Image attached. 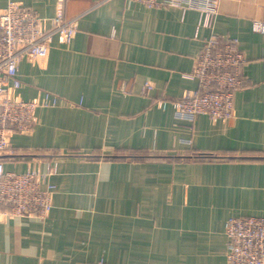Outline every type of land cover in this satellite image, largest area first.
Listing matches in <instances>:
<instances>
[{"label":"crops","instance_id":"crops-1","mask_svg":"<svg viewBox=\"0 0 264 264\" xmlns=\"http://www.w3.org/2000/svg\"><path fill=\"white\" fill-rule=\"evenodd\" d=\"M178 1L17 0L47 19L61 4L77 32L19 64L15 95L56 103L9 132L2 158L18 173L55 166L56 193L46 218L0 214V264H225L228 220L264 217V161L240 160L264 155V0H218L210 25L206 0ZM212 35L247 60L235 116L180 121L173 102L198 90L188 75Z\"/></svg>","mask_w":264,"mask_h":264},{"label":"built area","instance_id":"built-area-1","mask_svg":"<svg viewBox=\"0 0 264 264\" xmlns=\"http://www.w3.org/2000/svg\"><path fill=\"white\" fill-rule=\"evenodd\" d=\"M149 8L179 5L178 0H127ZM218 0H206L201 9L203 25L217 13ZM254 31L264 33V22L256 21ZM77 32L74 20H66L63 6L52 18H42L23 8L17 0H8L0 12V205H11L0 214L46 218L53 208L56 185L51 177L55 166L33 168L23 173L7 171L2 158L9 147V132L30 133L37 124V110L55 104L50 96L44 101H26L15 95L21 87L19 64L24 58H45L55 36L70 43ZM247 62L237 41L212 35L204 40L194 71L188 75L199 82L198 90L173 102L176 117L193 123L199 115L212 121L230 120L236 113L235 95L244 84L243 66ZM152 90L154 87L147 83ZM162 103L164 101H161ZM166 105V101L163 103ZM227 258L225 264H264V217H231L226 224ZM82 264V263H81ZM98 264H109L105 260Z\"/></svg>","mask_w":264,"mask_h":264},{"label":"trees","instance_id":"trees-1","mask_svg":"<svg viewBox=\"0 0 264 264\" xmlns=\"http://www.w3.org/2000/svg\"><path fill=\"white\" fill-rule=\"evenodd\" d=\"M229 155L228 156H224L222 155V157H219L217 156V154H211V155H202L203 157L202 158H206V157H209V158H217V159H220V158H228V160H236L237 159V155H236V152H230L228 153ZM125 157H122V156H114L112 157V159H115V160H118V159H124ZM240 160L242 161H264V155H262L261 153L257 152V153H246V156H242L240 157Z\"/></svg>","mask_w":264,"mask_h":264}]
</instances>
